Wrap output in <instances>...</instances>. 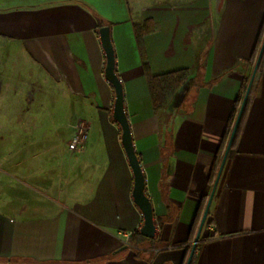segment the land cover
<instances>
[{"label":"crops","instance_id":"1","mask_svg":"<svg viewBox=\"0 0 264 264\" xmlns=\"http://www.w3.org/2000/svg\"><path fill=\"white\" fill-rule=\"evenodd\" d=\"M262 23L264 0H0V43L31 67L20 77L22 92L40 104L66 100L70 117L54 123L64 146L50 150L70 154L58 164L68 177L60 176L68 180L82 167L74 183L60 182V191L55 182H43L54 197L39 203L23 191L24 178L41 185L38 155L3 161L22 178L16 187L0 180V201L9 198L0 208V264H185L197 208L253 68ZM135 24L147 25L141 49ZM104 25L157 225L154 238L139 233L143 215L131 194L133 172L112 118L115 93L104 76L98 32ZM179 69H188L194 84L155 111L148 74ZM31 109L4 114L21 122ZM78 119L87 123L88 137L70 150L71 124ZM9 121L0 125L4 142L3 134L15 130ZM43 141L19 151L32 152ZM191 264H264V64Z\"/></svg>","mask_w":264,"mask_h":264},{"label":"rangeland","instance_id":"2","mask_svg":"<svg viewBox=\"0 0 264 264\" xmlns=\"http://www.w3.org/2000/svg\"><path fill=\"white\" fill-rule=\"evenodd\" d=\"M30 68L31 67L28 66L26 61L23 60L21 62L17 56L16 50L8 51L7 48L0 43V85L2 87L0 92V125L6 124L11 118V121L9 122H12V128L15 129L13 132H9V134H3L5 142L2 141L0 137V180L16 187L15 185L22 177L17 176L18 174H16V170H11L12 164L4 163L3 161L11 157L15 163H18L20 160H28L33 157V155H38V157H36V163H39V169L38 171L36 170V174L42 178L40 177L36 182L41 185L31 183L32 181L29 182L24 178L23 181L25 184L23 191L26 190L29 192V198L34 196L37 202L40 203L43 201H49L54 197L52 196V191H50L53 182L56 183L54 190L60 191L63 187L60 182L63 184H65V182L66 184L74 183L76 177H81L82 167L81 165L75 167L71 174V178L66 180L65 177L67 176V173L60 169L58 164H61L63 157L66 160L69 158V152H66V149H61L62 152L60 151L59 156L54 152L50 153V150L52 149L51 147L55 144L60 146V148H63L64 146L62 140L57 141L56 139L58 134L54 130V123H58L61 126L70 117L66 105L64 104V101L66 102V100L59 101L58 104H55L51 99L43 100L42 104L37 100H34L30 104L33 110L31 109V111L22 115L21 117L23 120H21V122H19V120L17 121V116L15 115L11 117L10 115L4 114V110H15L28 104V93L22 92L20 88L23 86L26 87V85L20 83V77H28L30 74L28 73ZM2 76H4V78H2ZM54 138L56 139L55 141H57L56 143L54 142ZM38 140L44 141L43 143L38 144L32 152L28 149L24 153L19 151L23 145ZM38 151L40 153H38ZM57 157L61 158L56 160ZM15 163L13 164L15 165ZM60 171L63 173H60ZM54 172H57L56 178L53 176ZM60 175H65V177L62 178ZM43 177L46 180H44ZM53 177L54 179H52ZM45 181L46 184L48 181L50 182V187H45L46 185L43 183ZM7 199H9L8 196L4 195L2 198L3 201H0V208L5 209L4 204ZM36 200L34 201L35 203H37Z\"/></svg>","mask_w":264,"mask_h":264},{"label":"water","instance_id":"3","mask_svg":"<svg viewBox=\"0 0 264 264\" xmlns=\"http://www.w3.org/2000/svg\"><path fill=\"white\" fill-rule=\"evenodd\" d=\"M101 45L105 52L106 63L104 68V76L111 83L114 88V102L112 109V118L119 124L121 128V142L125 150L127 159L129 161L130 167L133 172V188H132V197L138 208L141 210L143 215V224L139 229V233L147 238H154L156 234L157 225L153 219V209L151 201L145 191V177L138 160L135 147L133 144L132 134L130 130V125L128 122V117L124 107V94L123 86L120 81L119 76L115 71V57H114V48L110 36V27L108 25L101 26L98 29ZM262 57H264V40H262L261 46L259 48L258 54L256 56L253 68L251 70L246 89L239 106L235 121L233 123L229 138L225 145L221 160L211 186V189L208 194L207 202L203 210L199 225L197 227L195 236L192 241V245L186 260L185 264H191L194 253L196 251L197 243L199 242L202 228L205 224L206 218L209 213L210 205L214 197L218 182L220 180L222 171L224 169L240 118L242 116L244 107L246 105L247 98L249 96L250 90L252 88L257 70L259 68Z\"/></svg>","mask_w":264,"mask_h":264},{"label":"trees","instance_id":"4","mask_svg":"<svg viewBox=\"0 0 264 264\" xmlns=\"http://www.w3.org/2000/svg\"><path fill=\"white\" fill-rule=\"evenodd\" d=\"M146 28H147L146 24L140 25V26L138 24H135V33H136V37H137V41H138V44L140 46V49L142 48V46H141L142 45V35L146 31ZM262 40H264V23H262L261 30L259 32V35H258L256 43H255L253 54H252L251 60H250L251 65H253L255 62V59H256V56L258 54L259 48L261 46ZM262 64H264V57H262L258 69H260L262 67ZM144 65H145V68L147 70V64L144 63ZM194 79H195V76H192L191 72L188 69H179V70H175V71H172L169 73L159 74V75H149L148 74V83H149V87H150V94H151L154 110L159 111V110L163 109L164 107H166L173 100L176 92L180 91L181 88H183L184 86H186L185 90H187V88H189L191 85L194 84ZM248 79H249V76L244 78L242 89H241V91H240V93H239V95L235 101L233 111H232L231 116L228 120L226 132H225L224 138L222 140V144L218 150V154H217L216 159L214 161V164L211 168V173H210V178H209V190H208V192H206L202 196L201 201L198 205L197 212H196V215L194 218V222H193V225L191 228V236L193 238L195 236V233H196L197 227L199 225L203 210L205 208V204L207 202L208 194H209V191H210L211 186L213 184V181H214V178H215V175H216V172H217L220 160H221V156L223 154V151H224L225 145L227 143V140L229 138V134L231 132L233 123L235 121L239 106L241 104ZM252 89H253V85H252V88L250 90L249 96L247 98L246 105L244 107L242 116L240 118V121H239L237 130H236V133H235L229 154H231V151L233 150L236 137L239 133L242 120H243L244 115L246 113V109L248 106V101H249V97L251 95ZM185 90H184V92H185ZM229 154H228V156H229ZM227 159H228V157H227ZM206 220H207V218H206ZM205 223H206V221H205ZM193 238H192V241H193Z\"/></svg>","mask_w":264,"mask_h":264},{"label":"built area","instance_id":"5","mask_svg":"<svg viewBox=\"0 0 264 264\" xmlns=\"http://www.w3.org/2000/svg\"><path fill=\"white\" fill-rule=\"evenodd\" d=\"M71 128L74 132L68 146L70 150H77L86 143L88 137V125L83 120L78 119L71 124ZM131 235L132 232L125 233L126 242H128Z\"/></svg>","mask_w":264,"mask_h":264},{"label":"flooded vegetation","instance_id":"6","mask_svg":"<svg viewBox=\"0 0 264 264\" xmlns=\"http://www.w3.org/2000/svg\"><path fill=\"white\" fill-rule=\"evenodd\" d=\"M28 96H29V95H28ZM31 101H32V99H31V97L29 96V102H28L27 106L31 104Z\"/></svg>","mask_w":264,"mask_h":264}]
</instances>
